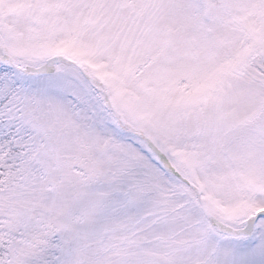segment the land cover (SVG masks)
Listing matches in <instances>:
<instances>
[{
	"label": "snow or ice",
	"instance_id": "1",
	"mask_svg": "<svg viewBox=\"0 0 264 264\" xmlns=\"http://www.w3.org/2000/svg\"><path fill=\"white\" fill-rule=\"evenodd\" d=\"M0 264H264V0H0Z\"/></svg>",
	"mask_w": 264,
	"mask_h": 264
}]
</instances>
